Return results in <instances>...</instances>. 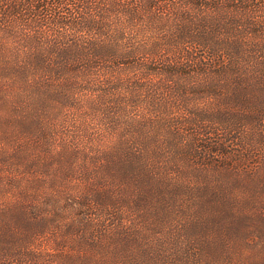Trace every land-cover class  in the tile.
I'll return each mask as SVG.
<instances>
[{"label": "trees", "instance_id": "1", "mask_svg": "<svg viewBox=\"0 0 264 264\" xmlns=\"http://www.w3.org/2000/svg\"><path fill=\"white\" fill-rule=\"evenodd\" d=\"M159 250L264 264V0H0V264Z\"/></svg>", "mask_w": 264, "mask_h": 264}, {"label": "rangeland", "instance_id": "2", "mask_svg": "<svg viewBox=\"0 0 264 264\" xmlns=\"http://www.w3.org/2000/svg\"><path fill=\"white\" fill-rule=\"evenodd\" d=\"M230 190H231V192H233V188L231 187L230 188ZM234 194H236L235 192H234ZM255 206H256V204H255ZM241 207V206H240ZM243 208L245 209V207L243 206ZM65 239H67L66 241H67V243H69V244H73L74 242H75V239H76V236L74 235V233H68L65 237H64V239L63 240H65ZM28 243L29 242H27V243H24L23 245L24 246H26V247H28ZM134 245V247H136L137 248V252H138V255H139V249H140V245H141V241H135V243L133 244ZM150 245V244H149ZM168 245H166V243L164 244V246L163 247H161V249H164V255L167 257L169 254L171 255V254H173L174 253V248H173V245H171V248H169V247H167ZM236 246H239V244H236ZM107 247V246H106ZM112 247V246H111ZM29 248V247H28ZM30 248H33V250L35 251V252H37V253H40V254H53L54 252H55V246L54 245H52L50 242H48L47 244H46V246L45 247H43V246H39L37 243H34L33 244V246H31ZM48 250V252L47 253H44V252H46ZM103 251V250H102ZM101 250H100V252H102ZM151 252V251H150ZM94 253H96V251H92L91 253H90V255L91 256H93L94 255ZM126 253H131V250H128ZM110 255L112 256V257H114V258H116L117 260H118V262H120V259H121V257L123 258V259H126L125 257H124V255H123V251H122V248H117V249H114L113 247H112V249H111V251H110ZM121 256V257H120ZM154 256H156V258L154 257ZM159 256V258H157ZM258 256H262V254H259L258 253ZM161 257H162V252H160V250H159V252H155V251H153L152 252V254L151 253H149L148 254V256L146 257V258H143L142 259V262H143V264H161V261L162 260H164V259H162L161 261H160V259H161ZM168 258V257H167ZM124 262H125V264H130L129 262H126L125 260H124ZM93 264H94V262H93ZM140 264V263H139Z\"/></svg>", "mask_w": 264, "mask_h": 264}]
</instances>
